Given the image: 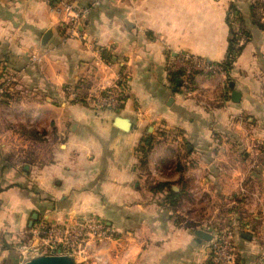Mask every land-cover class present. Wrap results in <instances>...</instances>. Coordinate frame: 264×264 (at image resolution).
<instances>
[{
	"label": "crops",
	"instance_id": "1",
	"mask_svg": "<svg viewBox=\"0 0 264 264\" xmlns=\"http://www.w3.org/2000/svg\"><path fill=\"white\" fill-rule=\"evenodd\" d=\"M235 17L249 38L229 73L198 76L191 95L174 88L169 53L224 61ZM66 31L44 0H0L6 105L32 125L24 134L0 128V264L25 263L20 246L36 244L37 226L84 216L115 234L77 264H95V254L105 264H210V241L197 229H229L235 264H260L264 0H106L78 37ZM119 76L121 107L92 106L89 93Z\"/></svg>",
	"mask_w": 264,
	"mask_h": 264
},
{
	"label": "built area",
	"instance_id": "2",
	"mask_svg": "<svg viewBox=\"0 0 264 264\" xmlns=\"http://www.w3.org/2000/svg\"><path fill=\"white\" fill-rule=\"evenodd\" d=\"M51 9L60 15L63 25L67 27V37H78V28L95 7L106 0H92L87 5H79L71 0H44ZM135 1V0H128ZM167 74L180 72L179 89L191 95L195 90L198 76H217L225 74L219 63L211 62L189 51L169 53L166 65ZM12 77L0 62V97L11 87ZM127 92L124 77L117 78L113 85L101 87L88 95V101L94 107L117 110L125 100ZM114 231L96 216H84L81 220L61 225H39L32 230L36 244L21 245L26 256L25 261L39 255H68L77 260L94 245L104 246L114 238ZM233 232L223 231L213 236L209 246L210 264H235L237 252L233 241ZM84 262V261H83ZM95 264H105L101 255L95 254ZM264 264V254L259 258Z\"/></svg>",
	"mask_w": 264,
	"mask_h": 264
},
{
	"label": "trees",
	"instance_id": "3",
	"mask_svg": "<svg viewBox=\"0 0 264 264\" xmlns=\"http://www.w3.org/2000/svg\"><path fill=\"white\" fill-rule=\"evenodd\" d=\"M230 9L233 12H235L234 7L231 6ZM236 20L238 21V18L236 19V17H235L233 20H231L232 23H230L231 37L229 40V48H228L227 57L224 61L219 62V65L225 70L226 73H229V71L233 67V64H234L237 56L242 51V48H243L245 42L249 38V34L244 29H242L241 27H237V28L234 27V23H236ZM103 58L107 61H110V59H111V57L105 56V52H103ZM179 75H180V72H174V73H170V75H168L169 81L174 86V88H177V89L179 88V85H177ZM4 98H5L4 100L7 102L11 98L10 94L8 92L5 93ZM148 145H150V144H148ZM228 230H226V231H228Z\"/></svg>",
	"mask_w": 264,
	"mask_h": 264
},
{
	"label": "water",
	"instance_id": "4",
	"mask_svg": "<svg viewBox=\"0 0 264 264\" xmlns=\"http://www.w3.org/2000/svg\"><path fill=\"white\" fill-rule=\"evenodd\" d=\"M50 32L48 31L47 33L44 34L43 36V43L46 42L47 38L49 37ZM179 84V83H178ZM233 100L238 101L239 99V93L238 92H233L232 94ZM115 125L123 130H128L131 126V123L122 117H116L115 118ZM36 215H33V218H35ZM195 235L202 240L205 241H211L213 236L210 233V230L205 231L201 229L195 230ZM24 264H77L71 256L68 255H62V254H57V255H39V256H34L27 261H25Z\"/></svg>",
	"mask_w": 264,
	"mask_h": 264
},
{
	"label": "rangeland",
	"instance_id": "5",
	"mask_svg": "<svg viewBox=\"0 0 264 264\" xmlns=\"http://www.w3.org/2000/svg\"><path fill=\"white\" fill-rule=\"evenodd\" d=\"M5 98L3 97L0 101V104H2L0 105V128L5 129L3 132L14 129L17 130V132L24 134V129L28 127L31 128L32 125H29L27 116L23 115V112L17 107V105H6L7 102L4 100Z\"/></svg>",
	"mask_w": 264,
	"mask_h": 264
}]
</instances>
